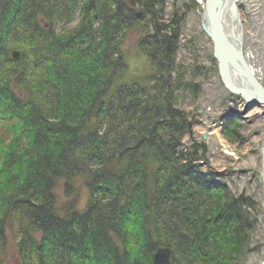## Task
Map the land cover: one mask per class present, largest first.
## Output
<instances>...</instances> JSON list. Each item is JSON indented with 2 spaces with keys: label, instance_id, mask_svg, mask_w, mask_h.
I'll list each match as a JSON object with an SVG mask.
<instances>
[{
  "label": "trees",
  "instance_id": "16d2710c",
  "mask_svg": "<svg viewBox=\"0 0 264 264\" xmlns=\"http://www.w3.org/2000/svg\"><path fill=\"white\" fill-rule=\"evenodd\" d=\"M166 1L0 0V264L9 241L18 264H153L160 247L170 264H245L259 249L257 203L184 146L178 93L197 84L177 56L199 4L166 17ZM131 34L150 70L128 79Z\"/></svg>",
  "mask_w": 264,
  "mask_h": 264
},
{
  "label": "rangeland",
  "instance_id": "374dc122",
  "mask_svg": "<svg viewBox=\"0 0 264 264\" xmlns=\"http://www.w3.org/2000/svg\"><path fill=\"white\" fill-rule=\"evenodd\" d=\"M196 1L199 7L188 13L177 56L179 69L186 71V81L193 80L191 82L197 84L178 93L180 99L176 107L186 112L189 121L183 143L186 148L201 155L198 160L200 169L216 175L219 181L226 184L232 198L244 194L257 203V213L254 215L258 227L253 246H259V249L248 255L245 264H264V109L257 105L248 107L241 98L233 97L223 86L216 61L212 60V42L200 24L204 0ZM239 1L243 4L241 9L245 24L243 51L248 64L264 85V0ZM184 3L188 4L189 0H167L166 17ZM77 22L78 18L69 27ZM138 41L139 35L131 34L123 47L129 65L128 79L150 70L148 59L141 55L138 48ZM13 49L12 58L14 52L20 58L21 51ZM196 67L209 68L208 77L193 76ZM18 77L13 79L12 88L20 94ZM87 197L88 191L83 187L80 206L86 203ZM9 242L8 264H18L14 243Z\"/></svg>",
  "mask_w": 264,
  "mask_h": 264
},
{
  "label": "water",
  "instance_id": "95a60500",
  "mask_svg": "<svg viewBox=\"0 0 264 264\" xmlns=\"http://www.w3.org/2000/svg\"><path fill=\"white\" fill-rule=\"evenodd\" d=\"M224 1L204 0L200 23L203 32L212 42L213 57L220 80L231 95L241 98L248 107L257 105L264 109V85L248 64L243 47L233 43L224 29L222 21ZM237 1L234 0L233 7ZM239 6L242 8L243 4ZM13 57L18 59L19 54L14 52ZM194 149L197 151L196 145ZM170 262L171 250L168 247H160L153 256V264Z\"/></svg>",
  "mask_w": 264,
  "mask_h": 264
},
{
  "label": "bare ground",
  "instance_id": "6f19581e",
  "mask_svg": "<svg viewBox=\"0 0 264 264\" xmlns=\"http://www.w3.org/2000/svg\"><path fill=\"white\" fill-rule=\"evenodd\" d=\"M234 0H225L222 9V21L224 29L233 43L243 47L244 20L241 2L238 0L233 7ZM236 60V59H235ZM235 63L239 66L238 61ZM253 69V68H252ZM254 71V70H253Z\"/></svg>",
  "mask_w": 264,
  "mask_h": 264
}]
</instances>
